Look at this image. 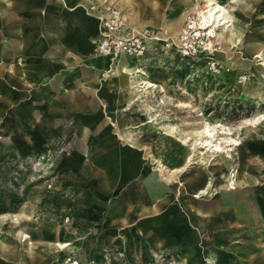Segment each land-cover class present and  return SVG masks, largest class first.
Instances as JSON below:
<instances>
[{"label": "rangeland", "instance_id": "374dc122", "mask_svg": "<svg viewBox=\"0 0 264 264\" xmlns=\"http://www.w3.org/2000/svg\"><path fill=\"white\" fill-rule=\"evenodd\" d=\"M0 1L5 4H0V7H13V4H10L13 0ZM55 1L58 6L49 7L45 0L41 3L37 2L42 12L38 16L29 9L21 12L19 8L17 19L24 16L20 19L22 22L26 20L28 23V20L37 19L41 24L43 10L47 8L58 14L55 20L63 26L65 22L61 18L63 8L68 23L66 28L68 38L64 35L63 29L50 28L47 24L54 37L44 42L45 49L56 53L58 50L56 42L59 40L60 32L61 40L65 41L69 53L82 54L85 47L86 51L82 59L72 58L68 65H66L67 60L63 58L64 67L58 69L53 68V62L54 66L59 62L48 59L47 63L52 69L50 74L48 69L49 76L47 75L46 80L56 82L59 78L73 80L80 77L86 83L85 89H94L96 84L97 89L95 88L91 97H87L92 101V106L87 104L89 101L84 97L83 103L75 102L73 107L88 101L84 106L71 108L65 101L53 98L61 95L67 97V93L61 92L64 88L73 92L72 88L63 87V82H59L57 86L47 81L42 83L36 75L25 77L34 84L32 89L34 92L45 84L54 91L53 102L45 115L41 114L43 109L41 103L36 102L38 115L32 122L36 126L37 140L32 144L18 133L9 136L6 132V123L9 121L18 125L23 124L27 130H30V124L26 119L29 113L30 95L21 86L26 72L20 71V68L25 70L27 67L26 71L30 69L28 57L20 63L17 59L13 60L16 73H12L15 77L11 75L16 78L17 83L10 84L0 76V89L3 93L6 92L4 89L7 90L13 98L12 103H4L0 100V216H30L29 220L20 221L18 225L7 224L0 229V241H3L8 248L6 250L0 248V254L11 259L18 258L14 263L0 258V264H59L60 257L64 258L65 264H149L144 258L152 256L155 249L149 246V241L141 232L145 234L143 226L146 224L152 226L150 223L155 220L156 215H132L128 222L116 227L105 223L107 213L114 205L117 194L125 193L130 189L137 182L138 177L126 178L114 190H103V194L101 193L103 198L100 199L94 197L92 190L94 187L87 181L77 176L74 179H79L82 188L76 183L66 163L73 164L78 171L85 166L98 170V164L119 150L120 144L116 139L119 134L127 132L134 135L136 142L133 147L136 149L132 150L141 151L154 143V137L161 136L166 163H158L155 160L160 170L179 177L182 173L200 166L210 169L225 163L226 172L223 177H217L221 180L226 178L225 181L229 185L227 189L235 190L236 177L241 175L239 170L243 163L240 156L236 161L237 154L243 149L246 152L251 151L256 155L254 162L259 164L264 154V0L255 2L215 0L236 19L237 30L233 39L224 38V35L226 36V33L232 29L230 22L227 23V29L217 30L215 37L208 36L209 29L203 31L194 27V24L199 23L200 11L206 10L209 0H108L110 4H106L107 7L92 5L91 0H79L84 3L77 5H71L69 2L70 6L67 0ZM152 3L163 6L159 23L153 22L148 11V5ZM112 6L123 12L127 22L137 18L142 29L132 30V33L147 31L146 39L140 36L139 41L132 46L141 52V58L133 61L137 62L133 67L127 66L129 69L135 68L130 75L116 72L118 70L111 66V62L125 63L134 57L118 53V49H115L112 55H101L96 50L102 31L99 13ZM142 9L145 12H142ZM29 15L33 17L30 19ZM141 16L145 17L141 19ZM176 20L179 24L176 27L178 31L169 34L173 29L166 30V25ZM31 24L32 30L38 34L39 27L36 21H31ZM128 25L124 26L127 31L131 30ZM33 31L31 33L35 37V44L31 54L41 52L42 49L38 42L43 35L42 29L39 35ZM163 33H167V36ZM72 35L77 39H71ZM21 36L18 35L19 38ZM76 41L79 46L77 51L73 49ZM1 44L2 40L0 61H4V57L1 56L3 48ZM83 72H95L99 76L98 83H94L91 77L82 76ZM115 72L117 75L114 76ZM32 73H36L35 69L29 74ZM126 85L131 86L130 99L127 94L119 91V88ZM76 87L78 90H83L86 96L83 84L78 82ZM57 90L59 91L56 93ZM39 92L40 90L38 96L36 93H31L35 100L39 97ZM90 94L89 91L88 95ZM109 101L112 103L106 105L110 103ZM98 106L102 107V110L104 108V111L96 113ZM113 108H119L121 112L113 113L110 110ZM40 115L48 120L44 127ZM77 116L98 119L97 124L89 125L87 134L93 138L98 133L107 132L110 137L102 145L105 146L104 148L100 147L102 149L98 151V148H94L90 150L89 155L85 154L84 145H80L81 142L77 137V126L79 130L80 122L85 125L81 138L84 139L87 123L79 118L77 124ZM137 141L141 143L140 148H137L139 143ZM207 143H210L213 149L214 146L221 149L219 154L209 153L207 149L211 146ZM46 144L47 147L42 148ZM120 149L127 153L124 166L128 164L127 172H131L133 163L128 162L133 154L128 151L130 150L128 147L121 146ZM80 151L83 153H78ZM42 152L43 154H40ZM154 154L159 157L158 151ZM193 155L195 157L202 155L203 162L197 161L188 165ZM76 161L81 165L78 166ZM64 164L66 167H62ZM166 164L182 166L178 169H169ZM143 166L146 169L144 183L154 184V178L152 177V180L150 176L153 173L150 162L145 160ZM251 174L260 175L255 171ZM103 176H99V180ZM93 180L95 181V178ZM218 188L220 187L210 182L196 196L208 198ZM87 192L93 197L94 202ZM255 197L264 201V179L258 186L248 187L244 193V201L248 204H245V215L224 216L222 222L214 224V226L233 224L228 227L226 239L217 241L220 237L211 234L208 237L209 243L217 241L212 247L216 257L224 253L231 255L232 264H264L258 258L264 250V216L252 215L251 206L256 202ZM221 201L227 203L230 212H237L229 197H222ZM178 207L180 208L175 204V209ZM198 216L202 219V225L193 223L192 218L186 219L191 227L190 232L187 229L182 232L180 243L167 241L164 248L166 254L156 264H207L204 255L209 245L203 242L205 236L203 231L208 232L220 216ZM160 217L163 224L168 221L165 215ZM174 218L183 223L181 216ZM16 229L24 231L30 238L25 240L23 235L22 241H19L13 235ZM160 230L161 236L170 239L171 233L166 228ZM217 231L222 233L220 230ZM31 232L37 233L38 237H45L35 238ZM67 237L71 238L73 246L65 252L59 253L37 247V243L49 240L61 241ZM136 240L140 247L139 255L129 258L128 243ZM28 241L35 245L33 249L25 251Z\"/></svg>", "mask_w": 264, "mask_h": 264}, {"label": "crops", "instance_id": "0c3cea01", "mask_svg": "<svg viewBox=\"0 0 264 264\" xmlns=\"http://www.w3.org/2000/svg\"><path fill=\"white\" fill-rule=\"evenodd\" d=\"M41 1L42 0H35V1L34 0H13L10 4H13L14 8L13 7L11 8L3 7V6L0 7V38H2L0 39V41L2 40V44H3L1 56L4 57V61L3 60L0 61V76L5 78L10 84L12 82L17 83L16 78L14 79L12 77V75L15 77V74H12V73H16V70L14 72L15 62L13 60L17 59L18 62L20 63L22 62V60L25 59V57H28L27 62H28V65L30 66V69L27 71H26L27 67L25 70H21V68L18 66V68H20V71L26 72V75L24 74V77L22 78L21 86L24 87L25 88L24 90H27L30 95L29 103H28L29 113L26 118L30 124V127H29L30 130H27V128L23 124L18 125L13 121H9L6 123V132L8 133L9 136H14L15 134L18 133L27 142L32 143V144H34L37 140V136L35 135L36 126L32 122V120L35 119V117H37L38 115L36 102L39 101L41 103V106L43 108L41 110L42 111L41 114L45 115L47 113L48 107L53 102L52 96H54V91L52 90L51 87L45 84L43 87H40L41 89L39 88L37 91L34 92L32 91V89L34 88V84L26 80L25 77L27 76L34 77V75H36L40 78V81L42 83H46V81L51 82L48 79L46 80L47 75L49 76L51 69H52V67H50L47 63L48 59L49 60L54 59L55 61L59 62L55 64L56 66H54V62H53V68L58 69L60 67H64L62 65L63 58L67 60L66 65H68L71 63L72 58L82 59L86 51V47H85L84 53L82 54L77 55V54L69 53L70 51H67V48L65 47L66 46L65 41L61 40L62 35L60 34V32L58 34L59 40L58 42H56L57 48H58V50L55 48L57 50L56 53L45 49L44 42L47 39H51V37H54L52 35V31L50 30V28H56L60 30L63 29L64 35L67 37L66 28H67L68 23H67V19L65 18L64 9L62 7L61 8L63 10V14L61 15V18L65 20V22L63 23V26H61V24H59V22L55 20L58 18V14L55 11L47 10V8L44 10L42 9L44 12L42 16L43 18H40L43 20L41 22V24H43L42 26H40L41 24H39V20L37 19H33V20L27 19L28 23H26V20H24L23 22L20 20L24 18V16H22L20 19H17L19 17V12H20L18 11L19 8L21 12H26V10L29 9L33 11L37 16L41 14L42 13L40 9L41 6L37 3V2L41 3ZM67 1H68L69 6H70L69 2H71V5L72 4L77 5L78 3H84L79 0H67ZM104 1L106 3H104ZM253 1L255 2L256 0H253ZM45 2L49 7L58 6V3H56L55 0H45ZM60 2H63V0H60ZM91 2L93 3L92 5H104L105 6L106 4L107 5L110 4L108 0H91ZM0 4H4V3H1L0 1ZM64 4H65V1L63 5ZM162 10H163V6L161 4L152 3L148 5V11L151 13V17L154 23H159L158 20H160L159 16ZM142 12H145V11H143L142 9ZM32 17L29 15L28 18L31 19ZM144 17L141 16V19H143ZM31 21H36V25L37 27H39L38 34L32 30V27L30 26ZM127 23L129 24L128 27L131 30L142 29L139 22H137V18H133L131 21ZM47 24L50 26V28L47 26ZM177 25L179 24H178V21L176 20L174 23L166 25V28H167L166 30L173 29L172 33H169V34H174L178 31L176 29V27H178ZM40 29H42V34H43L42 38L38 41L40 46H42L41 52L39 51L38 53L31 54V52H33V48L35 44V37L31 33V31H33L36 35H39ZM163 34L167 36V33L166 34L163 33ZM18 35H22L21 38H19ZM71 39H77V38H75L72 35ZM78 47H79L78 42L76 41L73 45V49L77 51L79 49ZM134 60L135 59L130 58L125 63L119 62L117 64H115L114 62H111V66L112 67L114 66V68L118 70L116 72H119L120 74H122L124 73L125 69L131 70L127 68V66L133 67L135 63H137V62H133ZM32 69H35L36 73L29 74L31 73ZM48 69H49V74H48ZM116 72L113 74L114 76L117 75ZM82 76L91 77L94 83H98L99 76L95 72H88V73L83 72ZM59 82H63V87L68 86L69 88H72L73 92H71L70 90H69L70 92L66 91L68 88L67 89L64 88L63 92L61 93L62 94L67 93L66 95L67 97H64L61 95L59 97L57 96L56 98L54 97L53 99H60L61 101L63 100L66 102L67 106H70L71 108H80L84 106L88 101L89 102L87 104L89 106L93 105L91 103L92 101L88 100L87 97H91L93 95L95 88L97 89V84L94 89H85L86 83L80 77L73 79V80L59 78L56 82H51V83H54L57 86ZM78 82L83 84L84 90H86L85 91L86 96H84L83 90L77 89L76 86L78 85ZM12 85H17V84H12ZM1 87H2V84H1ZM39 90H40L39 97L35 100V98L32 97L31 93L33 94L36 93L38 96ZM4 91L6 92L3 93V90L0 89V100L3 101L4 103H12L13 98L10 95V93H8L7 90L5 89ZM58 91L59 90H57L56 93ZM89 91L91 92L90 96L88 95ZM113 91L114 90H112V92ZM119 91L121 93L127 94L128 99H130V93H131L130 85H126L125 87L119 88ZM77 92H79L80 94H77ZM68 93H72V94H68ZM84 97H85V100L86 99L88 100L87 102H85V104L80 105L78 107H73V105H75V102L83 103ZM72 99H74V102H72ZM126 102L129 103L130 101H126ZM111 103L112 102L106 103V105H109ZM110 110L113 113H117V114L121 112V109L119 108H113ZM102 111H104V108L102 110V107L98 106V108L96 109V113H101ZM79 118L87 123L86 132L83 135L84 139H81V138L83 134L82 132L85 131V125L80 122L79 130L77 126V137L81 142L80 145H84L85 154L89 155L90 150L94 148H98L97 151L104 148L105 146L102 147V145L105 143V140H107L110 137L107 132H104V133L100 132L101 134L98 133L99 135L97 134L96 136H94L95 139H93L94 137L93 138L89 137L87 134V129L89 125L95 124L98 119H95L92 117L83 118L82 116H77L76 117L77 124H78ZM47 123H48L47 118L41 117V124L43 125V127H44V124L46 125ZM38 127L40 129L42 128L40 126ZM134 138H135L134 135H131L127 132L119 134L116 138L118 143L120 144V146L118 147L119 150L114 152L110 158L98 164V167H97L98 170H93L91 166H85V167H81L80 171H78L73 164L66 163V165L68 166V171H71L73 173L72 175L73 179L76 178L79 175V173H81V177H83L82 179L84 181H87L88 184H91V186L94 187L92 189L94 197L100 198V199L103 198V195H102L103 190H109V191L114 190L122 182H124L126 178L133 177V176L138 177L137 182L130 189L126 190L125 193L117 194L114 205L109 209V213H107L108 217L105 218V223L108 226L116 227V226H120L128 222L129 218L132 215H156L155 220L152 223H150V225L152 226H149L148 224L143 226V231L145 230V234L144 232H141L143 233V237L146 238L147 241H149V246L155 249L154 254L152 256L144 258L146 260L145 262L149 264H156L166 254V251L164 250V248L166 246L167 241H169L170 243L176 242V241L180 243V241L182 240V235H183L182 232L185 231V229H187L190 232L189 228L191 227L190 225H188L187 220L192 218L193 223L195 224L197 223V225L201 226L202 219L198 215H206V216L219 215L220 219L218 221H215L211 225V229L209 230L208 228H205V229H208V232L203 231L205 235L203 237V242L209 245L207 249L205 250L206 254L204 255V260L207 264H230V261L232 264L233 259L231 255L223 253L222 255H219L218 257H216L214 253L215 251L212 250V247H214L213 244H216L218 240L220 239L224 240L228 237L227 235L226 237L225 234L228 233V227L232 226L233 224L218 225V226L217 225L214 226V224H218L222 222V220H224V216H236L237 217V215L246 214L244 211L245 204H246L244 201V193L248 190V187L258 186L261 183V180L264 179V154H262L261 156L262 162L260 161L261 164H259V163L254 162L253 159L256 157V155L253 152L251 151L246 152L245 149H243V151H241L240 154L238 153L236 156V161H237L238 156H240L243 160V163L241 165V170H239L241 175L236 177V180H237L236 189L228 190L225 188H221V185L224 183L226 178L224 180H221L220 178L217 177V176L223 177L224 172H226L227 165H225V163H223L222 166H217L215 168L213 167L210 169L200 166V168H196L192 171L182 173L179 177L171 176L167 172H163V170H160L158 165L155 163V160L158 162L166 163L164 160L163 152H162L161 136L154 137L153 138L154 143L151 144L150 147H145L144 149L142 148L143 149L142 151L132 150L134 148L133 146L135 145L134 142H136ZM90 139H93V140H90ZM84 140H85V143H83ZM94 141L97 143L94 145L91 144V143H95ZM140 144L141 143L139 142L137 148L141 147ZM121 146L130 148V150L128 151L131 154H133L130 161L128 162V163H133L132 165L133 170L131 172L129 171L127 172L126 168L128 167V164L124 166V162H125L124 160L127 158V153H125L124 151L120 149ZM45 147H47V144L43 145L42 148H45ZM137 151L141 153L137 154L138 153ZM157 151H158L159 157L155 156L154 154V152H157ZM81 152L83 153V151H80L78 153H81ZM40 154H43V152ZM78 157L80 158V156ZM145 160H148L150 162V166L153 168V173L150 176L151 178L152 177L154 178V184L152 182L151 185L149 184L146 185L144 183L146 169L143 166V162H145ZM76 162L78 166L81 165L78 161ZM66 165L64 164L62 167H66ZM166 166L169 169H178L182 165L178 167L177 165L174 166L173 164L172 165L166 164ZM252 171L257 172L260 175L251 174ZM99 176H103V178L102 179L100 178L99 180ZM208 176H211V177L209 178ZM91 177L95 178V181ZM74 180L80 187L82 186V183L79 182V179H74ZM209 181L212 183H215L220 188L212 192L208 198L207 197H197L196 196L197 193L203 190L207 186ZM89 196L91 197V200H92L93 197L90 194ZM222 197H226V198L229 197V200L231 201V203L234 204L235 208H237L236 211L239 213L232 212V211L230 212L228 209L227 203L226 202L224 203V201H221ZM255 198H256V202L253 203L251 206L253 210L252 215L264 216V201L263 199L261 200L260 198H257V197ZM194 199L200 200V201L196 202ZM92 201L94 202V200ZM175 204L176 206L179 205L180 208L178 207V209L177 208L175 209ZM97 206L99 207V205ZM160 215H165L166 219L168 220L166 221L165 224H163L160 221L162 220ZM175 216H181L182 217L181 222L183 223L178 222V220L174 218ZM29 219H30V216H26V215H20L16 217L9 216V215L0 216V229L2 227H5L7 224L18 225L20 221L29 220ZM144 227H146V229H144ZM163 227L166 228L169 233H171L170 239H167L166 236L164 237L161 236L160 228H163ZM217 230L222 231V233L218 232ZM13 233H14L13 235L19 241H22L21 237L27 234L20 229H16ZM31 233H33V236L35 238L45 237V236L38 237L37 233L35 232H31ZM210 234L214 236L217 235L220 238H218L217 241L214 243H209L208 237L210 236ZM60 243L65 244V246L67 245L63 251L60 250L58 247H56V244H60ZM0 244H1L0 245L1 249L3 250L8 249L7 246L3 243V241H0ZM41 244H42L41 246H43L46 250L58 251L59 253L65 252L73 246V242H71L70 237L64 238L61 241L49 240V241L41 242ZM34 245L35 243L28 241L25 245L24 250L29 251L33 249ZM139 250H140V247L138 245L137 240L136 242L130 241L128 243L127 251L129 254V258H134L138 256ZM0 258L3 260H8L11 263H14L16 262V260H18L17 257H16L17 259H11L10 257L4 256L2 254H0ZM258 258L264 262V250L261 252V254L258 255ZM63 262H64V258L60 257L58 263L63 264Z\"/></svg>", "mask_w": 264, "mask_h": 264}, {"label": "built area", "instance_id": "2783aa9c", "mask_svg": "<svg viewBox=\"0 0 264 264\" xmlns=\"http://www.w3.org/2000/svg\"><path fill=\"white\" fill-rule=\"evenodd\" d=\"M99 15L102 28L101 37L96 48L99 54L112 55L118 46V53L130 55L134 50H137V48L132 46L135 42L139 41L138 38L141 36L140 38L146 39L145 33L147 31L134 34L131 32L132 30L127 31L124 29V26L128 23L125 15L119 8L115 6L108 7L105 11L100 12Z\"/></svg>", "mask_w": 264, "mask_h": 264}, {"label": "bare ground", "instance_id": "6f19581e", "mask_svg": "<svg viewBox=\"0 0 264 264\" xmlns=\"http://www.w3.org/2000/svg\"><path fill=\"white\" fill-rule=\"evenodd\" d=\"M105 7H107L105 5ZM200 19H199V23L198 24H194V27H197V30H203V31H206L209 29V33H208V36L209 37H215L216 36V31L217 30H223V29H227V26H228V22L231 23V31L226 33V36L224 35V38H229V39H233L235 37L234 34H236V30H237V26H236V19L233 18L232 16H230L226 11L225 9L219 5L218 2H216L215 0H209L207 2V6H206V10L205 11H200V15H199ZM226 26V27H225ZM188 28H193V26H188ZM222 28V29H221ZM236 28V29H235ZM142 33V32H141ZM214 39V38H213ZM158 40V39H156ZM119 45V44H118ZM115 49H118V46L115 48ZM129 57H134V58H131V59H137V58H141V52H138L137 50H134L130 55ZM135 71V68L131 69V70H126L124 71V73H127V75H130L132 74V72ZM204 145V144H202ZM206 145V144H205ZM207 145L211 146L210 143H207ZM211 147H209L207 150L208 152L210 153H218L221 151V149H219L217 146L215 147L214 146V149ZM193 149V148H192ZM208 153V154H209ZM196 154V153H195ZM194 154V155H195ZM192 155V154H191ZM192 156V158L189 159V163L188 165L190 164H193L197 161H202L203 162V159H202V155H199V156ZM198 155V154H197ZM211 155V154H210ZM228 155V154H227ZM225 155V156H227ZM190 157V156H189ZM213 157V155H212ZM228 157V156H227ZM213 159V158H212ZM159 163V162H158ZM207 163V162H206ZM187 167V166H186ZM206 167V166H205ZM162 169V168H161ZM186 169V168H185ZM183 170V169H182ZM173 171V170H171ZM170 171V172H171ZM165 172V171H164ZM177 172V171H176ZM178 173V172H177ZM78 178H83L81 177V173L78 175ZM230 180V179H229ZM231 181V180H230ZM232 182V181H231ZM210 183V182H209ZM231 184V183H230ZM209 187V186H208ZM217 188V187H216ZM221 188H229V185L227 184V181L224 182V184L221 186ZM232 189V188H230ZM207 191V190H206ZM213 191V189H212ZM214 192V191H213ZM203 195V194H201ZM21 236V235H20ZM23 237V236H22ZM30 237L25 235L24 236V239H29ZM41 242L40 243H37V247L39 248H42L43 249V246H41ZM67 246V245H66ZM65 244H56V247H58L60 250H64L66 248ZM45 249V248H44ZM58 250V249H57ZM62 262V261H61ZM66 261L64 260L63 264H65Z\"/></svg>", "mask_w": 264, "mask_h": 264}]
</instances>
